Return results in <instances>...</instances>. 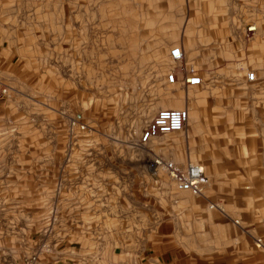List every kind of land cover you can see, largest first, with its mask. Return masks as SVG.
Listing matches in <instances>:
<instances>
[{"label": "rangeland", "instance_id": "374dc122", "mask_svg": "<svg viewBox=\"0 0 264 264\" xmlns=\"http://www.w3.org/2000/svg\"><path fill=\"white\" fill-rule=\"evenodd\" d=\"M174 45L198 85L166 82ZM2 84L0 264H264V0H0ZM168 107L185 129L141 144ZM153 155L201 164L204 195Z\"/></svg>", "mask_w": 264, "mask_h": 264}, {"label": "built area", "instance_id": "2783aa9c", "mask_svg": "<svg viewBox=\"0 0 264 264\" xmlns=\"http://www.w3.org/2000/svg\"><path fill=\"white\" fill-rule=\"evenodd\" d=\"M256 31L255 25H249L245 28L244 36L251 38ZM168 58L170 59L172 68L165 75L167 83L179 84L181 87L187 89L201 82L197 70L193 66L186 64L185 52L180 45H174L169 49ZM9 91L10 89L7 85H0V100L7 97ZM188 119L189 110L186 107L162 108L156 112L155 116L147 124L144 132L140 135L139 142L147 144L159 135L183 131ZM78 127L79 129H84L85 125L80 124ZM147 163L150 169L163 170L176 190L186 192L194 197L204 195L209 178L201 164L192 161L181 163L173 159H166L161 155L150 156L147 159ZM209 206L210 208H214L218 205L211 203ZM45 255L50 260H46ZM55 255L56 253L52 248L47 244H43L38 249L25 255L19 264H59L60 258ZM82 264H87V262H83Z\"/></svg>", "mask_w": 264, "mask_h": 264}, {"label": "crops", "instance_id": "0c3cea01", "mask_svg": "<svg viewBox=\"0 0 264 264\" xmlns=\"http://www.w3.org/2000/svg\"><path fill=\"white\" fill-rule=\"evenodd\" d=\"M150 252V253H149ZM147 253L144 248L141 253L137 255L134 259H129L127 261H118V264H176L173 260V255H175L171 248L165 249L163 251L154 250L151 252L149 249Z\"/></svg>", "mask_w": 264, "mask_h": 264}]
</instances>
